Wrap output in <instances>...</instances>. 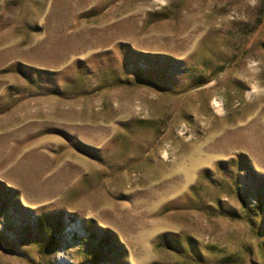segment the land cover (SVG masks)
<instances>
[{"label":"rangeland","instance_id":"rangeland-1","mask_svg":"<svg viewBox=\"0 0 264 264\" xmlns=\"http://www.w3.org/2000/svg\"><path fill=\"white\" fill-rule=\"evenodd\" d=\"M0 264H264V0H0Z\"/></svg>","mask_w":264,"mask_h":264}]
</instances>
